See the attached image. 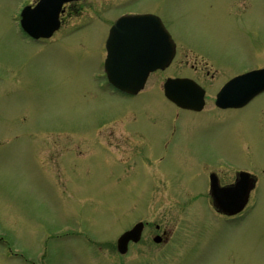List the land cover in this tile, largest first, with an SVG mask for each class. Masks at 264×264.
<instances>
[{
	"label": "rangeland",
	"instance_id": "1",
	"mask_svg": "<svg viewBox=\"0 0 264 264\" xmlns=\"http://www.w3.org/2000/svg\"><path fill=\"white\" fill-rule=\"evenodd\" d=\"M25 1L0 0V264H264V92L212 118L178 109L163 92L166 76L190 75L214 90L230 72L208 65L217 75L209 80L211 73L193 69L181 51L138 96L102 93L92 74L102 65L110 21L99 14L118 10L110 14L103 0H88L96 6L66 24L92 19L90 28L41 46L18 27ZM223 1L168 0L164 12L187 45L226 42L237 57L232 70L256 63L254 57L264 63V56L246 52L264 48V0ZM236 22L256 29L233 27ZM75 36L82 43L70 46ZM101 122L102 144L81 138L85 127ZM169 124L177 131L161 141ZM127 127H157L148 135L155 159L164 161L152 162V177L135 156L127 160L136 144ZM53 130L54 136L45 134ZM118 136L127 142L116 144ZM206 159L257 176L239 225H223L212 209L202 188ZM139 218L150 229L120 256L116 236ZM156 224L171 232L165 250L150 236Z\"/></svg>",
	"mask_w": 264,
	"mask_h": 264
},
{
	"label": "water",
	"instance_id": "2",
	"mask_svg": "<svg viewBox=\"0 0 264 264\" xmlns=\"http://www.w3.org/2000/svg\"><path fill=\"white\" fill-rule=\"evenodd\" d=\"M53 14L41 13L44 3L36 8L23 11L22 23L34 36L50 35L58 26L57 13L65 0H55ZM54 1V2H55ZM39 18V21H38ZM38 26H43L39 29ZM160 20L152 15L122 16L110 30L107 40L108 57L105 69L109 81L116 87L135 93L140 90L150 71L167 66L173 56V46L167 32L160 31ZM158 28L157 33L153 29ZM161 34V35H160ZM160 35V36H157ZM201 88L190 80L175 79L166 83V94L182 106L199 108L203 104ZM264 90V68L248 72L229 81L219 92L217 103L223 106H242L252 97ZM253 185V184H252ZM242 188L240 184L238 186ZM248 184L242 191L229 189L214 190V195L222 209L235 213L243 207L248 196ZM236 189V188H235ZM143 223L127 231L119 240V248L125 251L123 244L129 239L138 240Z\"/></svg>",
	"mask_w": 264,
	"mask_h": 264
},
{
	"label": "flooded vegetation",
	"instance_id": "3",
	"mask_svg": "<svg viewBox=\"0 0 264 264\" xmlns=\"http://www.w3.org/2000/svg\"><path fill=\"white\" fill-rule=\"evenodd\" d=\"M38 0H29L26 4H31L34 5ZM168 0H118V2L116 4H113L111 0H103L102 3L104 4L105 7V11L107 12H113L115 10L119 11V14L116 16H120L121 14H124L125 12H132V13H153L156 14L158 16L161 17V19L163 20L165 26L167 27V29L170 31V33L172 34V38L176 44V54L174 57V61L176 58L180 59V54L181 51L183 52L182 55H184V59L185 61H188L187 63L190 62L191 66L193 67V69L199 70L200 72H204L206 71V74L211 73L210 68H208V65H217L220 68H223L224 70H228L230 71L229 73H227L226 77L223 79V81H227L230 78H232L233 76H235L238 73H241L240 71H234L232 70V65H233V61L236 60L237 57H233V52L234 51H230L228 45L226 44V42H223V46L222 44H216L215 46H213L212 43H201L200 45L196 46H192V45H187V43L185 41H183L181 39V37L176 34L177 31V24L175 22V19H172L169 15L166 14V12H164V9L167 7L166 3ZM227 1H232L233 3L236 2V0H224L223 2H227ZM96 5L90 3L88 0H80V1H73V2H68L66 4H64L63 6V10L60 13V19H61V26L59 27V29L52 35L51 38L49 39H38V40H33L30 37H28L27 35H25L28 39H30V42L34 43V44H38L41 46H48L50 43L54 44L57 41H59L60 36H68V37H72L73 35H75L76 33H79L80 31L90 28L92 24H86L87 22H90V19H85L84 25H79L77 26L76 24H66L68 20L72 19V18H76V17H81L83 15V13L85 11H89V9L95 7ZM235 13V11H234ZM102 14H99V17L101 19V21L104 20V22H107L108 17L104 18V16H102ZM234 16L236 17V13L234 14ZM238 17V16H237ZM237 24L240 25H236L235 23L232 24L233 27H243L244 30L246 31H253V29H256V26L254 25H246L245 24H241L239 22H236ZM66 36V37H67ZM77 38V39H76ZM79 37H74V41H70L69 43H72L70 46H74L75 44H81L82 41H78ZM247 53H253L256 56L260 55V56H264V48H259L257 50H246ZM193 59L189 56H191V54H194ZM255 58V62L252 65H250L249 67H260L263 66L264 63L259 62L261 59L260 58ZM173 61V62H174ZM102 67V66H101ZM205 67H207L205 69ZM102 70V68H101ZM98 71V70H97ZM97 71L94 72V75L92 74L93 77H96ZM176 76V74L174 75ZM205 76V75H204ZM208 76H205V78L207 79H216L217 75L215 72L211 73ZM96 79V78H95ZM99 84H100V88L99 91L100 92H105L107 93V83H106V75L104 73H100L99 75ZM96 81V80H95ZM104 82V84H103ZM218 88L214 89V90H210L208 88H206V95H205V106L204 108L197 112V114L201 113L203 115L206 114V116H204V118H209L211 116L214 117L216 114L220 113V112H224L226 110H229L231 108H220L218 106L215 105V98H216V94L218 92ZM111 94L114 97L120 98L122 99L123 96L125 97V94H122L114 89H111ZM210 107L212 109L206 110L207 107ZM180 108V107H177ZM191 112V111H190ZM201 122V121H200ZM203 122V121H202ZM201 122V123H202ZM103 122L99 123V124H94L92 126H87L84 128V132H86L81 138L85 137L86 135H90L92 140H95V142H98L100 144H102L101 142H103L104 136L106 133L101 132V129L103 131L104 126L102 124ZM175 123V122H174ZM157 127H147V130H144L142 127H135V128H131V127H127L125 131H128L129 134L131 135V138L135 140L136 144L132 145V151L128 154V159L129 160L131 157L133 158V156H135V160H137V163L139 164V168H141L143 171H147L149 172L151 169V164L153 161V167H155V165L157 164L158 166H160V164L164 161V157L163 155L159 156V158L155 159L156 157H158V152H157V148H156V144L154 143V139L151 138L148 133L150 130H154ZM125 131H123V133H125ZM177 131V127L176 125H167L165 127L162 128V133L163 136L160 137L161 141H166V139L169 136H172L175 134V132ZM57 132L55 130L51 131V132H46L45 134H51L52 136H54V134H56ZM81 133V134H82ZM80 134V135H81ZM120 135L122 136V132L120 133ZM121 136L116 137V144L120 145L121 143H126L127 139L126 138H121ZM107 137V135H106ZM54 138V137H53ZM158 139V138H157ZM106 142V141H105ZM218 162L225 161L222 158L223 157H219V155L217 156H213ZM208 159H206L205 161H201L202 163V169L203 171H206L207 173L205 174L204 172V177H205V187H202L203 190L207 191L210 189V174L212 172L217 174L218 177V181L219 184L224 186V185H228V184H232L233 182H235L237 175L239 173V171L241 170H247L245 168H240V167H233L230 169H227L225 166L221 165V164H209L207 163ZM137 164V166H138ZM167 171V170H166ZM249 171V170H248ZM167 173L170 172L167 171ZM150 175H151V171H150ZM169 175H167V177H169ZM152 177V175H151ZM200 190V189H199ZM202 190V191H203ZM218 213V212H217ZM244 211L240 212L237 215L234 216H227L221 213H218L220 215L221 218V222L223 223V225L227 226V227H231L234 225H239L241 222H243L245 220V217L243 216ZM149 228V222L145 221V226L143 229V233L141 235V239L137 242V243H133L130 242L129 243V252L133 251V248L135 245H138L141 240L144 237V234L146 232V230ZM154 229L156 232L152 233L150 236L153 239V236L155 234H160L162 235V239L159 243H155L154 245L156 246H163V248L161 247L162 250H165L164 248L167 245H170L172 240H171V232L166 231V229H161L159 224L155 225ZM150 229V228H149ZM182 242V239H180ZM179 240V241H180ZM153 246V245H151ZM160 249V251H162ZM245 264V263H244Z\"/></svg>",
	"mask_w": 264,
	"mask_h": 264
}]
</instances>
